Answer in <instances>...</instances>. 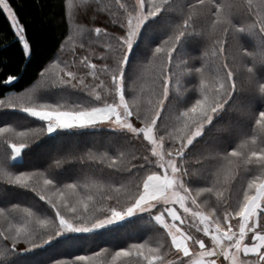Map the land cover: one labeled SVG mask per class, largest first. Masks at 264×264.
Wrapping results in <instances>:
<instances>
[{
	"label": "snow or ice",
	"instance_id": "6c2138e0",
	"mask_svg": "<svg viewBox=\"0 0 264 264\" xmlns=\"http://www.w3.org/2000/svg\"><path fill=\"white\" fill-rule=\"evenodd\" d=\"M76 7L67 0L72 61L55 62L32 88L0 100L41 124L0 127V183L9 186L0 201L19 188L47 205L43 212L0 206V264H28L18 258L89 241L69 234L97 236L134 221L142 234L157 235L53 264H264V0H112L97 10L111 18L113 31L75 24ZM0 11L29 56L9 0H0ZM84 33L89 51L77 63L75 39ZM190 44L198 56H189ZM79 68L82 74L73 70ZM52 90L84 94L87 102H48ZM83 129L106 130L142 150L89 149L78 160L101 175L71 183L47 170H12L34 139ZM212 129L220 135L206 154L188 159ZM66 163L56 159L50 168Z\"/></svg>",
	"mask_w": 264,
	"mask_h": 264
},
{
	"label": "trees",
	"instance_id": "16d2710c",
	"mask_svg": "<svg viewBox=\"0 0 264 264\" xmlns=\"http://www.w3.org/2000/svg\"><path fill=\"white\" fill-rule=\"evenodd\" d=\"M9 2L20 24L25 29L24 35L30 44V55H24L23 45L15 35L9 19L3 11H0V100L5 101L36 85L41 80L40 73L50 65L57 61L61 64L70 63L73 59V45L68 39L70 37V22L65 18L67 0H9ZM111 3L112 0H100L99 4L96 0H88L87 6H84L80 0H76L74 23L88 28L107 27L109 31H113L111 18L106 13L97 10L101 5L107 6ZM90 39L91 36L88 33H84L82 37H76L75 59L77 63L80 56L88 54L87 44ZM81 42L86 45L85 49L79 48L78 45ZM62 45L64 46L63 49L61 48ZM96 51L99 52V49ZM188 53L189 56H198L200 54L198 46L190 44ZM52 70L55 71L56 69L53 68ZM73 70H78L81 74L84 71L82 68ZM8 76H14L16 79L10 83H5ZM186 86L190 87L191 82H188ZM45 95L48 102L51 103L87 102L86 96L81 93L74 92L68 96L66 92L52 90ZM170 103H175V98ZM227 120L228 117L225 116L219 123H226ZM6 125H12L18 130L41 127L40 122L27 117L18 109L0 107V127ZM217 135L220 134L212 129L204 141L196 143L187 158L194 160L205 155L207 149L211 147L210 141ZM118 147L141 149L139 142H135L133 145H124L122 138H114L106 130H66L60 136L43 135L38 140L34 139L30 149L24 153L22 162H17L12 170L16 172L47 170L62 183H71L84 175H101L99 167L87 163L80 164L78 158L85 152L89 149L101 152L110 149L114 152ZM56 159L65 160L67 163L62 169L50 168ZM109 177L110 172L104 169L103 178L108 179ZM5 187L9 186L0 183V189ZM17 203L21 207L33 206L41 212L47 208V205L39 201L33 193L19 188H10V195L7 200L0 201V206L10 207ZM144 220L146 221L147 217H144ZM2 224L3 221L0 220V225ZM139 224L140 221H134L122 228L103 232L97 236L69 234L70 236H88L89 241L79 245L61 242L54 246H46L44 249L36 250L30 254L21 255L18 259L27 261L28 264H53L56 259H71L76 255H91V252L99 251L101 248L116 250L120 246H127L129 243L137 241L141 235L144 238L157 235L154 231L142 234L138 229ZM18 247L24 249L27 246L20 244ZM97 264L100 262L98 261Z\"/></svg>",
	"mask_w": 264,
	"mask_h": 264
},
{
	"label": "rangeland",
	"instance_id": "374dc122",
	"mask_svg": "<svg viewBox=\"0 0 264 264\" xmlns=\"http://www.w3.org/2000/svg\"><path fill=\"white\" fill-rule=\"evenodd\" d=\"M75 1H76V0H72V2H73L74 4H75ZM74 13H75V12H74ZM6 16H7V15H6ZM71 23H72V22H70V24H71ZM73 34H74V33H73V29L70 27V32H69L70 37L73 36ZM26 91H27V90H26ZM23 93H24V92H23ZM24 114H25V113H24Z\"/></svg>",
	"mask_w": 264,
	"mask_h": 264
}]
</instances>
